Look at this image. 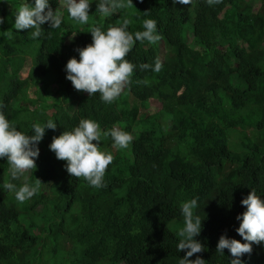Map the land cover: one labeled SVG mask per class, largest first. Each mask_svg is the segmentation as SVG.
Wrapping results in <instances>:
<instances>
[{"label":"trees","instance_id":"1","mask_svg":"<svg viewBox=\"0 0 264 264\" xmlns=\"http://www.w3.org/2000/svg\"><path fill=\"white\" fill-rule=\"evenodd\" d=\"M62 1L49 0L53 10L63 13L60 28L46 22L34 39V29L13 27L18 6L26 0H0L2 110L26 134H33L35 123L51 119L57 124L38 144L36 169L24 173L26 182L43 183L30 200L20 203L4 188L6 181L17 187L23 183L11 179L7 160L0 159V264H25V255L42 244L33 230L38 216L40 228L57 241L63 233L73 238L81 264H179L187 251H177L184 224L180 205L192 198H198L194 211L202 220L196 239L205 250L189 259L199 255L206 264H231L228 249L216 251L220 236L245 242L236 231V217L246 210L241 200L252 189L264 199V0H257L256 11V0H222L227 5L222 14L207 0H192V5L132 0L134 7L108 17L95 12L99 0H90L88 24L71 19ZM125 16L132 20V32L143 31L144 19L156 20L161 40L136 42L126 57L137 66L132 83L108 104L98 93L75 90L65 67L70 58L79 60L76 49L92 43L93 24L107 29ZM8 30L11 38L2 34ZM69 37L73 40L66 43ZM157 57L161 72L140 69L145 63L154 67ZM237 72L242 82L235 81ZM153 97L162 102L165 120L162 111L145 109ZM90 116H97L104 131L118 124L135 132L123 150L112 151V138H102L101 147L114 155L103 188L70 176L66 161L49 148L54 136ZM241 260L264 264V243H253L251 254Z\"/></svg>","mask_w":264,"mask_h":264},{"label":"clouds","instance_id":"2","mask_svg":"<svg viewBox=\"0 0 264 264\" xmlns=\"http://www.w3.org/2000/svg\"><path fill=\"white\" fill-rule=\"evenodd\" d=\"M173 3L191 5L192 0H173ZM207 3L212 6L222 3V0H207ZM91 4L90 0H64L63 6L67 8L71 19L88 24ZM131 7H134L132 0H99L96 12L108 17L117 9ZM46 22L50 24V28H60L63 13L59 8L53 10L49 0H34V4L26 0L18 6L13 27L17 30L34 29L31 35L35 39L41 36V25ZM3 23L4 17L0 16V25ZM131 23L132 20L125 16L107 29L103 23L90 27L92 43L76 49L79 60L72 57L65 67L66 79L71 81L75 90L86 92L89 96L98 93L103 102L111 104L132 83L137 66L126 57L137 41L155 44L161 40V36L154 19L143 20V31H129ZM2 34L6 38H11L12 35L10 30ZM139 67L141 70L151 68L159 73L163 69V63L157 57L154 67L146 63ZM143 83L146 84L147 81ZM2 109L3 105L0 104V159L7 160L11 179L18 180L25 172L36 169V159L40 151L38 144L45 136L46 129L55 130L57 124L51 119L45 123H35L32 126L33 134H26L18 130L16 123L10 121ZM108 136L113 140V147L118 150L127 149L134 139L122 127L114 126L109 131H104L96 120L81 119L79 125L71 131H63L59 136H54L49 148L58 160L66 161V171L70 176L78 179L83 177L90 186L103 188L106 186V170L114 161L113 153L103 149L100 143L102 138ZM42 184L40 179H35L33 183L25 182L17 187L16 184L6 181L4 188L14 192L16 200L24 203L40 191ZM241 204L246 210L236 217L240 221L236 231L245 242L230 239L224 234L217 243L218 253L224 254L225 249L229 250L233 257L231 264H243L241 257L251 254L252 244L264 243V199L252 189L241 200ZM180 207L184 224L178 232L181 239L177 251H187L179 259V264H206L199 255L194 260L189 259L205 250L204 245L196 239L202 231V220L194 211L198 207V198L183 201Z\"/></svg>","mask_w":264,"mask_h":264},{"label":"rangeland","instance_id":"3","mask_svg":"<svg viewBox=\"0 0 264 264\" xmlns=\"http://www.w3.org/2000/svg\"><path fill=\"white\" fill-rule=\"evenodd\" d=\"M64 0L62 1V6H63ZM99 3V2H98ZM257 0L255 2H253L254 5V10L256 11L258 8V4H257ZM96 5L94 7V10L96 12ZM192 5V3H191ZM64 7V6H63ZM227 8L226 3L222 2L217 4L216 6V11L218 14H222ZM73 40V37H69L66 38L65 41L66 43H70ZM192 41V38H191ZM31 65V59L30 57H27V62H26V66ZM27 73L24 72L23 76H25ZM235 81L237 82H242V74L240 72H237L234 76ZM39 83H41L42 81L39 80ZM42 84V83H41ZM53 89H55V86H52ZM34 91L33 90H29V97L30 98H34ZM48 101H52V97L48 96L47 97ZM145 109L147 110V112L149 113H154L155 111H162L163 112V106H162V102L160 100H158L157 98H152L150 99L148 102H146L145 104ZM42 104L39 103L38 107H41ZM163 119L165 120V113L163 112ZM89 119H94L97 121V116H90ZM117 127H120V125H114ZM133 136L135 135V132L132 134ZM112 151H115L116 148L115 147H111ZM27 179V175H23L22 177H20V182L21 183H25ZM42 204H39L38 206H36L35 211H40L42 210ZM76 211H72L71 213L67 214V217L71 219V217L75 214ZM26 218L24 219L25 224L29 225L30 221H32V218L27 215L25 216ZM34 221L36 222V227H34V232L38 235H41L42 237V244L40 243L39 247L36 248L34 251H31L29 253H27L25 255V259H26V263L25 264H73L70 259L72 257V260L74 259V264H81V262L76 258L79 257V251L76 249V247H79L77 243H74L73 238L70 237L68 234L63 233L61 238L59 239V241H57L56 236L51 233L48 229L44 228V231L42 230V227L40 228L41 224L43 223V219L38 216L37 218L34 219ZM69 223V222H68ZM51 227L54 228L57 224L52 222L50 223ZM69 225H71L69 223ZM49 226V224H48ZM45 242H44V241ZM58 242V244H57ZM74 255H76L75 258Z\"/></svg>","mask_w":264,"mask_h":264}]
</instances>
